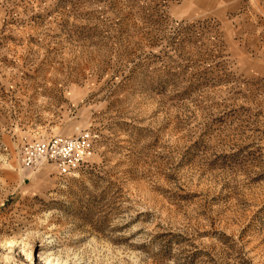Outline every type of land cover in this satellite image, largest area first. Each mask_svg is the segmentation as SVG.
Here are the masks:
<instances>
[{
	"label": "rangeland",
	"instance_id": "1",
	"mask_svg": "<svg viewBox=\"0 0 264 264\" xmlns=\"http://www.w3.org/2000/svg\"><path fill=\"white\" fill-rule=\"evenodd\" d=\"M0 264H264V0H0Z\"/></svg>",
	"mask_w": 264,
	"mask_h": 264
},
{
	"label": "built area",
	"instance_id": "2",
	"mask_svg": "<svg viewBox=\"0 0 264 264\" xmlns=\"http://www.w3.org/2000/svg\"><path fill=\"white\" fill-rule=\"evenodd\" d=\"M92 155L89 136L57 135L27 146L23 161L32 166H53L61 175H71L87 165Z\"/></svg>",
	"mask_w": 264,
	"mask_h": 264
}]
</instances>
